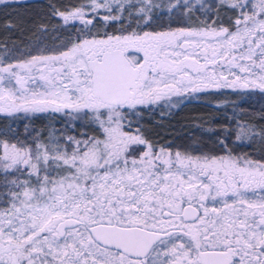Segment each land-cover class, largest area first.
I'll return each instance as SVG.
<instances>
[{
	"label": "snow or ice",
	"instance_id": "1",
	"mask_svg": "<svg viewBox=\"0 0 264 264\" xmlns=\"http://www.w3.org/2000/svg\"><path fill=\"white\" fill-rule=\"evenodd\" d=\"M0 264H264V0H0Z\"/></svg>",
	"mask_w": 264,
	"mask_h": 264
},
{
	"label": "trees",
	"instance_id": "2",
	"mask_svg": "<svg viewBox=\"0 0 264 264\" xmlns=\"http://www.w3.org/2000/svg\"><path fill=\"white\" fill-rule=\"evenodd\" d=\"M232 99H236V97H232ZM255 110H259L261 107V104L258 100H253L250 102ZM245 107H248L246 104ZM207 111L206 109H203L197 105H189L187 108L183 109L173 120L172 124L175 126L173 128V134H185L189 131L187 124H188V117L195 116L199 114L200 112ZM179 122V123H177ZM181 125H184V127H181Z\"/></svg>",
	"mask_w": 264,
	"mask_h": 264
}]
</instances>
